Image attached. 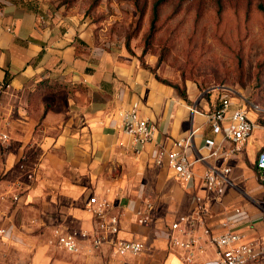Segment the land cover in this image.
<instances>
[{"label":"crops","instance_id":"crops-1","mask_svg":"<svg viewBox=\"0 0 264 264\" xmlns=\"http://www.w3.org/2000/svg\"><path fill=\"white\" fill-rule=\"evenodd\" d=\"M52 8L37 0H0V84L7 85L0 96V135L10 138L0 141V264H215L216 248L202 226L186 236L171 229L198 197L209 206L206 225L214 234L242 208L248 218L237 229L247 242L264 246V170L257 167L264 126L231 153L235 144L216 136L208 118L224 97L255 123L264 110L236 99L228 87L208 96L188 86L184 99L126 48L99 49L94 28ZM134 107L155 127L152 142L137 144L121 128L123 113ZM190 133L189 159L207 158L184 181L154 158L158 147L172 150ZM208 139L219 144L209 147ZM227 167L229 185L218 202L203 175ZM17 190L22 195L13 202L10 193ZM92 195L107 200L108 216L119 219L115 238L142 242L143 253L117 255L109 241L97 248L81 241L78 253L60 246L56 230L97 232ZM171 235L192 236L196 245L190 251L174 246Z\"/></svg>","mask_w":264,"mask_h":264},{"label":"rangeland","instance_id":"rangeland-1","mask_svg":"<svg viewBox=\"0 0 264 264\" xmlns=\"http://www.w3.org/2000/svg\"><path fill=\"white\" fill-rule=\"evenodd\" d=\"M37 1L52 4L54 14L94 28L99 49L126 48L138 59L157 0ZM259 3L264 0H222V6L215 0H194L177 8L178 0H168L159 8L152 48L143 62L148 65V58H154L148 69L179 94L187 95L188 86L208 96L214 88L228 87L236 99L244 97L264 110V15ZM256 125L264 126V114Z\"/></svg>","mask_w":264,"mask_h":264},{"label":"built area","instance_id":"built-area-1","mask_svg":"<svg viewBox=\"0 0 264 264\" xmlns=\"http://www.w3.org/2000/svg\"><path fill=\"white\" fill-rule=\"evenodd\" d=\"M6 84H0V96L6 89ZM256 109H259L256 106ZM121 128L131 137L137 144H146L152 142L155 137V127L144 118L138 108H130L122 115ZM208 118L212 122L213 132L216 136H220L223 141H232L235 148L231 151L241 149V146L254 134L257 125L250 118L248 112L243 107L232 108L231 99L224 97L221 100L220 108L209 114ZM7 134L0 135V141L5 143L9 141ZM193 144V133L176 141L172 150H165L158 147L154 158L155 165H162L166 162L167 166L175 171L177 177L184 181L192 180L195 176L194 165L196 162L205 161L207 157L199 156L197 160L189 159L187 152ZM218 139L206 140V145L212 148L217 146ZM216 151H214V154ZM257 167L264 170V150L259 154L257 159ZM230 168L217 170L211 168L203 175V181L210 195L218 202H222L226 194L229 179L227 175L230 173ZM264 181V180H263ZM10 198L13 202H18L22 192L18 190L10 193ZM2 200L5 197L1 198ZM89 208L97 218V232L89 234L83 230L63 231L56 230L59 244L68 252L78 253L80 251V243L84 240H92V246L97 248L111 242L114 247V252L120 256L140 255L145 250V244L138 241H125L115 238L119 232V219L115 216H108L111 209L107 200H99L92 195L89 199ZM147 210H152V206L148 205ZM138 215H143L138 212ZM209 215V206L206 200L198 197L193 210L180 218L179 221L171 225L172 231H177L183 235L195 230L196 226H202L204 233L209 237L211 243L216 248L217 258L215 264H251L264 260V246L259 242H247L245 235L237 228L240 223L246 221L248 213L242 208H236L233 214L224 222L225 231L216 235L206 225V220ZM141 223H146L147 218L142 217L139 220ZM185 228L183 229V226ZM5 230H0L4 233ZM114 236V237H112ZM114 238V239H113ZM170 241L174 246H178L185 250H192L196 245L194 237L183 239L179 235H171Z\"/></svg>","mask_w":264,"mask_h":264},{"label":"trees","instance_id":"trees-1","mask_svg":"<svg viewBox=\"0 0 264 264\" xmlns=\"http://www.w3.org/2000/svg\"><path fill=\"white\" fill-rule=\"evenodd\" d=\"M168 0H157L155 3H154V6H153V9H152V21H151V28H150V31H149V34H148V37H147V40H146V47L143 51V55L147 54L149 52V50L152 48V44H151V40L152 38L154 37V33H155V24L158 20V17H159V8L164 5ZM194 0H178V4H177V8L183 6V4L185 3H189V2H193ZM216 1V4L219 5V6H222L221 2L222 0H215ZM257 8L263 13L264 15V4L263 3H259ZM142 13H144V10H141ZM132 39V36L131 35H128L127 37V48L130 50V40ZM142 55V56H143ZM142 56L140 58H138L140 60V62L143 64V58ZM163 57V55H161ZM162 57H160V60L162 59ZM143 67L145 68H149L148 65H146L144 63V65H142ZM180 95L182 96V98L186 99V93L185 94H181L180 92Z\"/></svg>","mask_w":264,"mask_h":264}]
</instances>
